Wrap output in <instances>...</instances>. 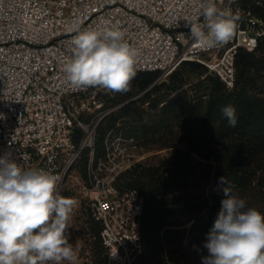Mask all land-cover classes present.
I'll list each match as a JSON object with an SVG mask.
<instances>
[{
	"label": "built area",
	"instance_id": "2783aa9c",
	"mask_svg": "<svg viewBox=\"0 0 264 264\" xmlns=\"http://www.w3.org/2000/svg\"><path fill=\"white\" fill-rule=\"evenodd\" d=\"M202 2L0 0V156L10 153L27 169L51 171L60 178V193L67 172L89 152L84 196L101 228L103 264H136L143 253L145 199L122 183L146 154L135 139L112 130L104 156L96 157L98 128L114 109L92 96L99 86L77 89L67 82L71 40L86 28H118L137 52L136 74L168 78L184 62H196L233 89L238 51L255 52L264 42V0H216L240 19L233 39L211 49L189 38L187 21L203 22Z\"/></svg>",
	"mask_w": 264,
	"mask_h": 264
},
{
	"label": "trees",
	"instance_id": "16d2710c",
	"mask_svg": "<svg viewBox=\"0 0 264 264\" xmlns=\"http://www.w3.org/2000/svg\"><path fill=\"white\" fill-rule=\"evenodd\" d=\"M252 1L247 0L248 3ZM235 68L236 82L232 90L212 74L201 80L210 72L198 63L185 62L181 64L180 71L173 73V77H180L179 87L175 90L194 83L198 92L203 87L206 96L205 101L190 110L191 115H194L191 122L181 123L175 106V126L180 124L179 128L185 131L184 137H179L178 141H170L166 135L172 121L168 115L146 125L141 123L140 114L134 113L135 119L132 122L136 124L130 127L128 123L120 131L125 137L135 139L142 149L150 145L169 148L181 142L186 145V150L175 152V165L170 173L163 175L140 170L137 178L130 183L126 182L128 175L134 171L136 173L137 166L123 177L122 186L137 189L145 199L143 253L136 264H162L166 248H172L170 252L175 257V227L185 226L188 221L195 220L193 230L197 226L196 222L202 224L197 238L205 236L211 227L213 217L204 213L207 209L216 210L214 206L207 204L209 200L202 201L200 196L187 193L191 186L188 174L192 161L206 162L214 172H210L209 176L212 180L210 196L217 204L225 198L223 188L226 185L221 184V177H225L227 186L234 195L248 191L255 185L264 193V42L252 53L239 50ZM158 77V73L136 74L130 89L118 92L117 98L124 101L135 93L146 91ZM147 98L150 99V96ZM227 105L236 109L235 126H231L222 114V108ZM127 107V111H132L134 104ZM103 124L97 131L96 157L104 156L106 137L110 131L116 130L113 127L108 131ZM80 134L81 132H77L78 136ZM89 158V152L85 151L80 161L81 168H87ZM92 223L97 236L98 264H103L101 228L93 221Z\"/></svg>",
	"mask_w": 264,
	"mask_h": 264
},
{
	"label": "clouds",
	"instance_id": "9594fccd",
	"mask_svg": "<svg viewBox=\"0 0 264 264\" xmlns=\"http://www.w3.org/2000/svg\"><path fill=\"white\" fill-rule=\"evenodd\" d=\"M202 23L188 22L190 37L198 46L211 49L230 42L240 17L221 10L216 0L200 5ZM73 56L63 66L74 88L102 87L126 92L136 76V50L118 28L103 31L86 28L71 40ZM231 126L236 109L222 108ZM59 176L44 169H27L0 156V264H62L77 260L66 234L76 201L57 191ZM225 198L204 247L202 264H264V213L246 207L234 195L225 177L220 178Z\"/></svg>",
	"mask_w": 264,
	"mask_h": 264
},
{
	"label": "rangeland",
	"instance_id": "374dc122",
	"mask_svg": "<svg viewBox=\"0 0 264 264\" xmlns=\"http://www.w3.org/2000/svg\"><path fill=\"white\" fill-rule=\"evenodd\" d=\"M180 68L181 65L175 72L180 71ZM208 75H211V73L202 77L201 80H204ZM179 79V75L173 77V74L168 78L158 77L146 91L135 93L131 98L124 101L117 98L118 92L98 87L92 96L96 97L104 108L110 107L109 109H114V112L103 122V126H106V130L114 127L116 129L114 132L119 133L128 123L129 126L136 124L132 122L135 119V114H140L139 116L142 118L141 123L146 125H150L154 121H158L159 118L163 119L165 115H168L172 118V121L171 128L166 131V135L170 141H178L179 137H184L185 131L179 128L180 124L175 126V106L178 109V119H180V122L187 123L191 122L194 118L190 110L196 104L206 99L203 87H201V92H198V89L193 85L194 83L175 90L179 87ZM148 96H150V99L147 98ZM130 104H134L133 112L127 111V106ZM140 142L143 144L142 140ZM179 150H186V145L181 142L169 148H162L158 145L145 146L143 149L146 154L145 158L134 166L135 168L138 166L136 173L134 171V173L128 175L126 182L130 183L137 178V173L140 170H150V172L163 175L170 173L175 165V152ZM80 164L81 162L77 165L76 169L70 172L60 191L61 196L76 201L66 234L68 235L69 243L72 244L78 257L74 264H98L97 236L84 196V187L87 185V168H81ZM191 165L192 168L188 174L191 186L187 190V193L191 196H200L203 199L202 201H210L207 204L214 206L216 210L211 211L207 209L204 214L213 217V223L202 238H197L202 224L196 222V228L194 230L192 228L195 220L188 221L185 226L175 227V257L171 253L173 249L166 248L163 253L164 262L162 264H202V257L208 255V251L204 245L207 241V234L214 225L220 211L221 203L217 204L210 196L212 180L209 176L210 172L214 173L211 168L206 162L201 163L200 161H192ZM134 167L131 171L135 169ZM237 196L246 200V207L256 208L261 213H264V193L258 185ZM62 264H69V262L62 261Z\"/></svg>",
	"mask_w": 264,
	"mask_h": 264
},
{
	"label": "water",
	"instance_id": "95a60500",
	"mask_svg": "<svg viewBox=\"0 0 264 264\" xmlns=\"http://www.w3.org/2000/svg\"><path fill=\"white\" fill-rule=\"evenodd\" d=\"M72 168L67 172L65 178H64V181L67 179V177L69 176L70 172H71Z\"/></svg>",
	"mask_w": 264,
	"mask_h": 264
}]
</instances>
